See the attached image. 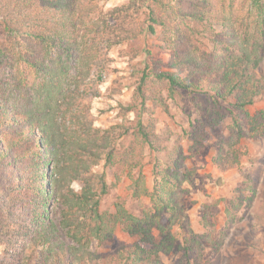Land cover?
Masks as SVG:
<instances>
[{
	"label": "rangeland",
	"instance_id": "374dc122",
	"mask_svg": "<svg viewBox=\"0 0 264 264\" xmlns=\"http://www.w3.org/2000/svg\"><path fill=\"white\" fill-rule=\"evenodd\" d=\"M129 1H102L98 10L108 14L127 6ZM172 4L178 5L176 0ZM228 5V0H209L207 5L201 0H192L185 8L207 13L205 20L199 22L200 19L191 18L183 27L176 19L177 23L170 27L157 26L154 36L143 31L148 26L145 10L131 17L126 15L129 28L134 30L129 35L132 40L110 50L108 61L103 65L102 82L97 87L100 95L90 97L91 90L95 89L89 88L86 99L78 97L80 110L67 115L58 113L62 117L59 123L70 132L81 128L76 119L79 118L83 126L92 122L94 128L105 134L101 139L103 143L95 144L105 147L101 153L95 151L94 156L85 153L77 157L81 169L71 175L72 179L62 191L63 194L70 191L79 194L85 186L84 178L93 176V190L100 194L99 180L104 176L108 192L100 199L101 214H115L117 204L122 203L132 215L145 217L152 211L151 200L133 195L134 179L131 178L142 173L152 191L156 160L159 159L162 169L169 173L170 169L176 170L173 154L183 153L185 167L181 169L182 176L177 177L182 182L175 195L179 210L174 216L164 214L159 221L155 220L164 225L171 218L175 221L171 229L173 249L162 245L166 235H162L157 226L153 230L156 247L137 236H129L121 225L113 229L109 239L101 241L95 234L98 224L91 215L83 217L81 212L72 217L87 222L85 229L79 226L77 244L78 237L72 238L60 224L67 206L46 193L50 187L48 178L53 175L55 166H42L41 159L37 161L40 156L32 157L27 153L13 172L22 174L23 181L14 184L8 174L0 172V192L4 194L6 189H11L14 197L18 195L28 204L25 208L22 202L15 209L18 223L22 226L27 223L28 228L20 243L9 252L19 250V253L11 260L6 253L7 244L0 240V264H65L66 261L69 264H154L156 254L162 264H264V120L255 119L264 112V39L258 34L257 44L252 42V46H258L257 54L262 58L259 69L252 70L262 90L254 105L247 109L249 117L234 109L233 97L214 101L208 87L203 92L196 87L200 82L209 86L222 81L226 70L219 67L223 62L212 72L174 67L178 59L183 60L188 53L197 59H208L210 65L217 57L221 58L213 53L217 49L225 50L224 45L218 43L225 40L219 17ZM234 10L241 22L240 34L247 33L256 19L251 1L238 0ZM121 16L118 13L110 16V26L117 27L114 18ZM178 37L190 40L183 52L176 51ZM96 72L92 74L97 75ZM162 72L178 74L185 88H177L174 97H169L168 87L155 80L156 73ZM1 73L2 68L0 81L4 86L9 78ZM143 74L149 76L146 86ZM155 96L166 100L168 113L152 101ZM143 100H146L145 105H142ZM138 115L148 141L139 131ZM151 115L155 118L154 130L148 127ZM236 118L243 127L242 136L235 133L233 119ZM89 138L83 142L89 144ZM111 148L112 160L107 164ZM31 175L37 177L32 189L27 184ZM40 215L54 223L52 229L35 225V218ZM111 229L112 224L107 231ZM198 238L199 245L194 243ZM74 246L80 250L79 256L86 254L85 260L72 259Z\"/></svg>",
	"mask_w": 264,
	"mask_h": 264
},
{
	"label": "trees",
	"instance_id": "16d2710c",
	"mask_svg": "<svg viewBox=\"0 0 264 264\" xmlns=\"http://www.w3.org/2000/svg\"><path fill=\"white\" fill-rule=\"evenodd\" d=\"M102 1L107 0H0V69L2 68L1 74L8 75L9 78L7 79L9 82L4 81L6 83L4 86L0 81V172L8 174L6 176L14 184L23 181L22 174L13 172L17 162L26 159L27 153L32 157L40 156L37 161L41 159L42 166L53 164L56 169L48 178L50 187L46 193L67 206L60 224L72 238L78 237L76 243L80 241L79 226L84 229L87 227V222L72 218L76 212H81L83 217L91 215L92 220L98 224L95 234L101 241L109 239L113 229L121 225L129 236H137L144 243L156 247L153 230L154 226H157L160 233L166 235L165 240L161 242L162 245L173 249L175 244L172 243L171 229L175 221L171 218L164 225L155 220L159 221L164 214L174 216L176 210H179L175 195L179 183L182 182L177 177L182 176L181 169L185 167L183 153L173 154L172 162L176 170L170 169L169 173L162 169L161 161L156 160L153 166L152 191L147 187L146 177L142 173H139L137 178H131L134 179L133 195L137 198L149 197L151 200L152 211L145 217L138 218L132 215L122 203L117 204L115 214H101L100 199L108 192L104 176L99 180L102 189L100 194L93 190V176L84 178L85 186L79 194L73 191L63 194L62 191L72 179L71 175L81 169L77 157L85 153L94 156L95 151L101 153L105 147L101 148L95 144H102L101 139L105 134L94 128L92 122L83 126L79 118L76 119L81 128L70 132L66 126L59 123L62 117L58 113L67 115L80 110L78 97L86 99L89 88L95 89L91 90L90 97L100 95L97 87L102 82V69L104 63L108 61L110 50L126 40H132L129 35L134 33V30L132 27L129 28L127 16L131 17L145 10L148 26L143 31L154 36L157 34V26L167 28L179 20L178 23L185 27L187 20L193 18L200 19L201 22L205 20L207 13L188 11L185 4L192 0H176L181 7L173 5V0H130L127 6L107 14L98 10ZM201 1L209 4V0ZM250 1L256 19L251 22L254 29H248L247 33L240 34L238 27L241 22L234 10L238 0H228L229 5L219 17L225 40H219L218 43L224 45L225 50L223 52L217 49L213 54L221 55V58L217 57V61L210 65L211 61L208 59L206 61V58L200 56L197 59L188 53L183 60L178 59L180 61L174 66L182 69L187 66L186 68L192 71L212 72L218 68H215L218 63L223 62L219 67L226 70L222 81L210 83L209 86L200 82L196 87L201 92L208 87L207 91L213 92L211 97L214 101H224L233 97L234 109L246 117H249L247 109L254 105L262 90L252 70L259 69L262 62V58L257 54L259 48L255 45L257 35L260 34V39H264V0ZM116 13L122 16L114 18L116 21L114 23L118 26L111 27L110 16L114 17ZM253 41L256 42L254 46ZM189 42V38L178 37L179 49L176 51L183 52L184 45ZM210 56L212 57L211 54ZM94 70L97 71V75L92 74ZM148 77L143 74L142 81L145 86ZM155 80L157 84L168 87L169 97H174L177 88H185L179 75L175 73H156ZM152 101L165 112H169L164 98L155 96ZM145 104L146 100H143L142 105ZM87 111L89 112V108ZM237 118L233 119V127L235 133L242 136L243 127ZM257 118L263 121L264 112L255 116V119ZM150 121L148 127L154 130L156 124L153 115L150 116ZM138 127L142 137L148 141V134L140 115ZM23 136L25 138H22ZM88 138L89 144L84 143L83 141H88ZM112 151L111 148V152L107 153V164L111 163ZM35 178L37 177L31 175L27 180L30 189L35 183ZM10 191L11 189L8 191L6 189L4 194L0 192V240L7 244L6 253L13 260L19 250L9 253L10 249L20 243L19 240L28 229L27 223H23V226L18 223L15 209L22 202L26 205L25 208L28 204L18 195L14 197ZM35 221L37 227L45 225L52 229L54 226V223L49 222L43 215L35 218ZM111 224L112 229L109 232L107 230ZM75 229L76 233H73ZM194 243L199 245V238ZM73 250L71 251L73 260H85V253L79 256L80 250L76 246ZM156 255L154 264H162L160 256ZM65 264L69 262L66 261Z\"/></svg>",
	"mask_w": 264,
	"mask_h": 264
}]
</instances>
